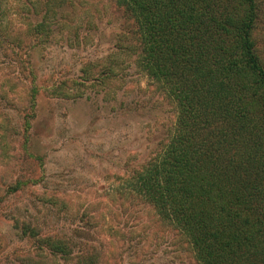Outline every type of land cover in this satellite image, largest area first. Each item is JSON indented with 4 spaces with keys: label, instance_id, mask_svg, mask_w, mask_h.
Returning <instances> with one entry per match:
<instances>
[{
    "label": "rangeland",
    "instance_id": "1",
    "mask_svg": "<svg viewBox=\"0 0 264 264\" xmlns=\"http://www.w3.org/2000/svg\"><path fill=\"white\" fill-rule=\"evenodd\" d=\"M21 2L0 0L3 18L16 22ZM69 15L49 45L10 37L31 45L22 63L0 51V264H195L186 239L128 188L175 121L173 101L136 65L134 22L112 0H80ZM59 242L65 257L47 247Z\"/></svg>",
    "mask_w": 264,
    "mask_h": 264
},
{
    "label": "trees",
    "instance_id": "2",
    "mask_svg": "<svg viewBox=\"0 0 264 264\" xmlns=\"http://www.w3.org/2000/svg\"><path fill=\"white\" fill-rule=\"evenodd\" d=\"M33 1L22 0L16 22L3 18L0 3V51L15 63L31 45L23 51L10 37L30 32L33 45H49L55 28H69L66 18L80 0ZM112 1L134 22L136 65L175 106L167 144L129 191L186 239L195 264H264V69L251 39L256 0ZM67 244L47 247L65 257Z\"/></svg>",
    "mask_w": 264,
    "mask_h": 264
}]
</instances>
